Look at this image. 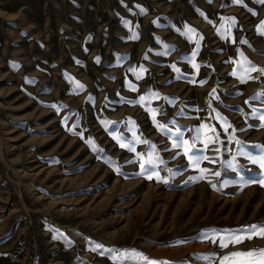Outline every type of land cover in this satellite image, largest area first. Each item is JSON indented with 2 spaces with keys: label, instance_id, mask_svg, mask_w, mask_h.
Here are the masks:
<instances>
[{
  "label": "rangeland",
  "instance_id": "rangeland-1",
  "mask_svg": "<svg viewBox=\"0 0 264 264\" xmlns=\"http://www.w3.org/2000/svg\"><path fill=\"white\" fill-rule=\"evenodd\" d=\"M261 22L257 0H0V264H146L114 262L108 248L218 264L219 255L264 247L253 239L221 249L200 238L264 224V187L254 182L264 169L253 162L264 157V95L250 99L264 76L232 75L244 58L264 68ZM189 27L192 39L182 35ZM148 107L160 110L163 130ZM202 123L219 133L207 149L194 139ZM177 127L195 143L189 155L216 161L201 163L205 179L172 147ZM133 131L155 149L135 143ZM113 134L166 161L155 169L162 179H148Z\"/></svg>",
  "mask_w": 264,
  "mask_h": 264
},
{
  "label": "snow or ice",
  "instance_id": "snow-or-ice-1",
  "mask_svg": "<svg viewBox=\"0 0 264 264\" xmlns=\"http://www.w3.org/2000/svg\"><path fill=\"white\" fill-rule=\"evenodd\" d=\"M210 2V0H209ZM233 2L237 5H242L243 0H233ZM258 3L264 4V0H257ZM246 6V5H244ZM203 15V14H202ZM253 15H256L255 12H253ZM207 19V17H205ZM230 21V24L234 25L236 23L235 18H222ZM211 23V21H208ZM224 27V25H221V29ZM258 30L261 32V34H264V22H261V25L258 27ZM218 32L221 30L218 29ZM189 35V39L194 38L196 34V30L189 27L187 30V33H182V35ZM221 35H225L224 32H221ZM138 35L136 33H133L132 39H138ZM203 39L201 36L199 39H197L196 42V51L192 53V67L199 72V68L201 67L199 64L195 63V56L197 55V52L199 50V40ZM241 43H247V41H241ZM164 47L167 49L169 45H164ZM264 55V53H261ZM97 62H99V58H97ZM173 69L177 72L180 70L175 67V65H172ZM130 71L135 72V69H130ZM146 71V69H141V72ZM251 73H258L259 76H264V68H259L251 63V61H248L247 58H244L240 63V71L239 74L236 70H233L232 75L238 76L241 82L246 83L248 80H255L258 79L259 76H252ZM137 79H141L142 76L137 73L136 74ZM190 83H196L195 79L189 81ZM76 87L78 89H82L84 85H82L79 81H76ZM201 85L206 83V81H200ZM132 90L135 91V86H131ZM216 92V89L212 90V95L214 96ZM239 94V93H238ZM151 98H159L158 94L150 93L149 94ZM264 95V90L262 92L257 93L250 99H259L260 96ZM215 99H219L218 96H214ZM146 97L140 96L138 101H135V103H140L141 106H144ZM132 103V102H130ZM171 103V101H170ZM245 103H248V101H245ZM146 111H148L151 114L153 123L158 129L163 130L166 126L163 124H160L156 120V116L159 113V109L148 107L146 108ZM215 112V109H213ZM256 110L253 109V112ZM215 118L221 122V126L223 127L224 131L227 132L230 128H232V125L229 124L225 117H222L219 112H216ZM259 119L261 120L260 127L264 128V115H260ZM174 123V121H173ZM251 127V125H250ZM71 130V129H70ZM170 131V130H169ZM197 136L194 138L195 140H200L204 144V148L207 149L209 144L212 143H218L219 142V133L216 131L215 126H212L210 124L202 123L200 127L196 130ZM235 131V130H233ZM132 136L135 138V143H144L150 145V147L154 150L155 145L151 144L150 141L147 140H141L139 137L136 136V132H132ZM113 139L119 143L121 148H125L128 151H131L133 153H136L137 158L140 161V168L142 173H148L147 178L152 179L153 174H155V178L159 181L162 178L160 177L159 173L155 171L157 164H165L166 161L159 158L158 154H155L153 151H150L147 154V159L144 158L143 153L136 152V148L133 146L132 142L125 143L122 141L121 137L119 135L113 134ZM92 143L91 141H89ZM237 143H240V141H236ZM173 148H182L183 149V155L188 157L189 164L196 170L199 171L200 176L199 179H205L206 175L210 172V169L202 168L200 167L201 163L203 161H209L210 163H215L216 161L210 158L207 155H189L190 152L195 148V143H190L188 140L183 139V134L180 131V128H176V139L173 140L172 143ZM216 152H219V148L215 149ZM254 163H259L260 167L264 169V157H261L259 160H256L253 158ZM146 165L151 166L150 168L146 167ZM231 166V164H229ZM169 172H171V169H168ZM214 175L219 176V172H215ZM192 179V178H190ZM260 184V186L264 187V177L260 178L258 181H254ZM164 183H167V180H164ZM215 187V185H213ZM201 239L203 240H209L213 244H218V247L221 249H227L229 246H238L241 244H244L246 241H252L253 239H264V224H256L253 223L251 225L245 226L241 229H234V230H224L221 232L220 230L212 229L209 233L208 231H205L201 234ZM104 249V245L100 243H94L93 251ZM107 252L113 253L114 255L110 256V259L114 262L117 261H124V260H133V261H143L146 262V264H163V262L160 261H154L150 260L146 255H144L141 252H137L136 250H125L122 252L115 251L114 249L108 248L106 249ZM213 255H219V254H213ZM200 259L208 260L210 259L209 256H203L198 257ZM218 264H264V247L259 248H250L247 250H237V251H231L224 255H219Z\"/></svg>",
  "mask_w": 264,
  "mask_h": 264
}]
</instances>
